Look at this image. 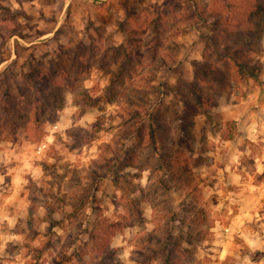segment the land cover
<instances>
[{"label": "rangeland", "instance_id": "rangeland-1", "mask_svg": "<svg viewBox=\"0 0 264 264\" xmlns=\"http://www.w3.org/2000/svg\"><path fill=\"white\" fill-rule=\"evenodd\" d=\"M209 4L0 0V264H158L151 247L166 234L178 236L167 264H264V26L253 25L259 52L246 78L226 79V106L199 114L190 128L187 188L196 184V195L162 191L157 177L168 172L144 137L164 108L171 116V102L183 112L179 80L218 61L203 55L210 30L182 19L198 6L210 20L219 7ZM33 70H44V86ZM146 92L144 118L126 133L122 115ZM7 94L24 106L16 130L3 108ZM102 159L110 166H98ZM110 227L105 239L89 240ZM97 248H107L106 260Z\"/></svg>", "mask_w": 264, "mask_h": 264}, {"label": "trees", "instance_id": "trees-1", "mask_svg": "<svg viewBox=\"0 0 264 264\" xmlns=\"http://www.w3.org/2000/svg\"><path fill=\"white\" fill-rule=\"evenodd\" d=\"M261 2L264 3V0H261ZM210 4L211 6L219 7V10L216 9L213 13L211 12L210 20L206 19V13H204L201 7L198 6V11H196L194 14H192L191 12L184 14V17L182 19H184L185 22L191 26L193 23L197 24L198 21L200 22V24L203 23L206 28L210 30V34L208 35V44L205 45L203 55L205 57H211L212 54L217 55L215 56V58L216 60L218 58V61L215 62L214 60H206L202 64L203 66L199 67L200 69L198 68L199 70H195L192 80H179V83L177 84L175 89V96L179 97V101L183 103V112L177 113L178 109L177 107H174V103L172 102L170 106L171 116L175 114L176 116H179L178 126H173L172 123L170 124L171 116L169 117V108L166 107L163 109L164 114L158 113V115L156 116L158 121L157 125H152L151 122H149L148 126L145 127V134H147V136L144 134V137H146L147 144L149 145V154L153 155L154 152L159 153V160H157L159 161V166H161L163 163L168 172V177L162 173L160 177H157V185L158 182L161 184L162 191H169L170 189L174 188L181 191L182 194L185 193V195L197 194V190L199 187L196 184L187 188V186L191 183V174H189L191 172V169L190 166L186 167L187 165H189V162H187V160L190 158L189 157L187 159L186 154L188 152V154L190 155L191 151L189 150L192 148L189 147L187 141V137H190L192 134V129L190 130V128H192V126L194 125L196 116H198L199 114L208 115L214 107L219 105L221 93L224 89H226L228 84V81H226V79L231 80L235 79V77L246 78V75L242 73V70L251 69V67L249 66V63H251V61L253 60L251 54L259 52V48L257 49L256 47H252L251 43L254 42L251 41V38L259 34V30L253 28V25L264 26V4L258 5L256 3V0H212V2L210 0ZM168 5L169 6H167V10L170 13L174 14L172 8L170 7L172 5L174 6V4ZM255 10L259 12H255ZM249 12L255 14V16L259 19L258 24L252 23L251 20L254 15L249 14ZM204 19L206 20L204 21ZM157 25L162 24L159 22L157 23ZM236 25H238L239 27L243 25L244 27L248 28L240 29L234 27ZM155 30V41L153 42V44H155L154 46L156 48H153L152 50V54L154 56L155 54L158 55V53L160 52L157 45V43L159 42L158 37L160 36V33L157 28H155ZM133 44L136 46L135 43ZM137 47L138 46H136V50L133 51V55L139 54V51H137ZM125 51L128 55H130V51L128 49H125ZM130 65L131 64H128V66ZM248 66L250 67V69ZM237 68L240 71H237ZM126 70L127 69L125 68V72ZM34 72L37 73L36 78L40 77L38 81L39 85L44 86L45 82H47V79H43L44 81L40 80L42 79L44 70H38L37 72ZM45 74L48 75L49 72H46ZM118 78L120 79L121 76L119 75ZM42 96L46 95L42 93ZM23 98H27V104L31 101H34L28 100V96H23ZM148 101L149 98L146 92L145 96L140 98L139 103L134 101L131 102V105L135 106L133 109H130V107L126 108L127 112L122 115L124 119L123 121L125 123L124 125L126 133H130L135 130L136 123H139L141 118L144 116V114H142V109L146 107ZM20 102V99L17 100L16 97L9 94H7L6 99L2 102L6 116H11L12 127L17 124V116H20V113L18 111L24 107ZM136 112L137 116L135 114ZM164 117H166L165 120L163 119ZM9 120L10 118H8V121ZM135 120L136 122L134 123ZM14 130H16V128ZM233 136L234 135H231V133H227L224 137L230 139L233 138ZM138 152H136L135 154L137 155ZM98 166H100L101 168H107L108 166H110V162L107 159H102L100 160ZM140 166H144V163L142 162ZM159 169L160 167H158V171ZM190 209H193V206L186 208V211L184 213L190 212ZM178 216V214H175L174 219H176V217ZM110 230L114 231L112 227L106 230H102L100 228L98 231L93 230L89 234V240L94 243L95 240L97 242V240L100 238L105 239L104 236H107ZM177 237L178 236L172 237L170 234H166L163 239L158 240L160 242L157 245V249H153L154 246L151 247L153 255H156V259H159L158 264H163L166 262L168 263L167 259L169 260L172 256H174V253L171 251L176 250L178 247V241H174L177 240ZM179 238L181 239H179L180 243L182 242V240L187 239L185 234L183 235L182 232ZM97 249L103 257L105 256L104 259L106 260L107 256H109V252L108 254H105L107 248L103 251H101L99 248ZM91 264L105 263L102 260H97L93 261V263Z\"/></svg>", "mask_w": 264, "mask_h": 264}, {"label": "crops", "instance_id": "crops-1", "mask_svg": "<svg viewBox=\"0 0 264 264\" xmlns=\"http://www.w3.org/2000/svg\"><path fill=\"white\" fill-rule=\"evenodd\" d=\"M219 102H221V101H219ZM221 103H223L225 106H226V104H227V101L226 102H221ZM220 104V103H219ZM264 104V103H263ZM204 115L202 114V117H203ZM205 118V117H204ZM196 120H198V119H196ZM201 120H204V119H201ZM18 145V143L16 142V143H14L13 144V149H10L11 150V154L12 155H14L15 154V156H17V152H18V149L19 148H17V147H19V146H17ZM15 146H17V147H15ZM15 147V148H14ZM174 191H176V189H174V188H172ZM117 233V232H116Z\"/></svg>", "mask_w": 264, "mask_h": 264}, {"label": "built area", "instance_id": "built-area-1", "mask_svg": "<svg viewBox=\"0 0 264 264\" xmlns=\"http://www.w3.org/2000/svg\"><path fill=\"white\" fill-rule=\"evenodd\" d=\"M46 147H47L46 142L41 143L40 145L37 146V151L36 152L38 154H43V152L45 151Z\"/></svg>", "mask_w": 264, "mask_h": 264}]
</instances>
